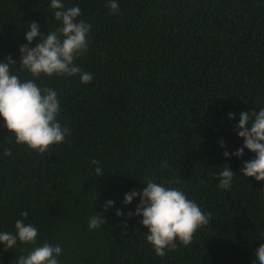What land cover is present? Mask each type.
Segmentation results:
<instances>
[{"label":"trees","instance_id":"trees-1","mask_svg":"<svg viewBox=\"0 0 264 264\" xmlns=\"http://www.w3.org/2000/svg\"><path fill=\"white\" fill-rule=\"evenodd\" d=\"M64 4L79 5L77 19L91 25L74 62L93 79L37 81L57 92V119L70 130L45 152L17 145L0 127V230L25 219L40 244L61 246L60 264H250L264 242V177L243 171L255 149L225 159L218 142L238 148V113L264 104V0H118L115 14L107 0ZM52 12L49 0H0V60H19L31 21L41 32L59 27ZM12 71L30 78L18 64ZM223 165L237 175L228 191L214 177ZM146 179L181 188L208 217L188 245L176 242L163 257L141 217L128 215L138 198L123 204ZM107 200L114 206L105 210ZM93 210L105 218L101 229L87 226ZM32 247L0 245V264Z\"/></svg>","mask_w":264,"mask_h":264},{"label":"clouds","instance_id":"clouds-1","mask_svg":"<svg viewBox=\"0 0 264 264\" xmlns=\"http://www.w3.org/2000/svg\"><path fill=\"white\" fill-rule=\"evenodd\" d=\"M107 4L113 14L118 11V0H107ZM49 7L59 27L41 32L40 25L35 20L31 21L26 26L28 30L23 33L26 43L19 45V60L11 56L0 60V127L7 130L17 145L39 153L45 152L51 145L64 142L70 130L57 119L60 111L57 92L41 87L37 81L41 77L78 75L80 82L87 84L93 79L92 73L83 71L74 62L86 51L91 28L85 20L77 19L81 16L79 5L65 7L64 0H49ZM16 64L30 78H21L13 72L12 66ZM236 115L229 112L227 118L234 120ZM238 115L233 131L241 140V145L230 152L221 139L218 143L222 155L225 159H239L245 156L246 149H255L243 160V171L264 177V104L254 107V110L240 111ZM10 154L8 148L3 149V156ZM91 164L95 165L97 176L103 174L98 161L92 160ZM235 176L229 166H221L214 176L218 179L217 188L230 190ZM142 184L139 192L133 189L124 194L123 204L130 205L138 198L136 208L128 215L141 217L140 224L147 229L144 235L154 254L163 257L166 250L176 247V242L188 245L197 229L208 222L207 215L181 188L166 186L152 179H146ZM113 206L112 200H107L104 205L105 210ZM116 215L119 217L123 213L117 209ZM20 216L26 218L27 212L20 213ZM104 223L103 214L94 210L87 217L89 230L101 229ZM260 237L264 238V232L260 233ZM18 243L33 247L26 254L17 256L15 264H60L61 246L48 242L40 244L37 228L26 223L25 219H16L12 231L0 230L3 251L15 249ZM254 255L250 264H264V242L254 249Z\"/></svg>","mask_w":264,"mask_h":264}]
</instances>
